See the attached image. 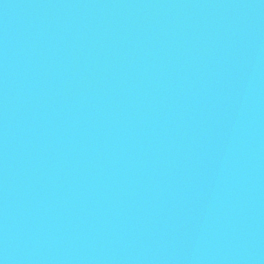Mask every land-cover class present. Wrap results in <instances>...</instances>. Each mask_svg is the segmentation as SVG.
<instances>
[{
	"label": "water",
	"instance_id": "water-1",
	"mask_svg": "<svg viewBox=\"0 0 264 264\" xmlns=\"http://www.w3.org/2000/svg\"><path fill=\"white\" fill-rule=\"evenodd\" d=\"M0 264H264V0H0Z\"/></svg>",
	"mask_w": 264,
	"mask_h": 264
}]
</instances>
